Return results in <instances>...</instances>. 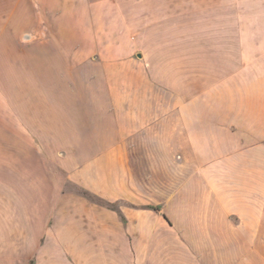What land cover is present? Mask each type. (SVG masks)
Instances as JSON below:
<instances>
[{
	"label": "crops",
	"instance_id": "0c3cea01",
	"mask_svg": "<svg viewBox=\"0 0 264 264\" xmlns=\"http://www.w3.org/2000/svg\"><path fill=\"white\" fill-rule=\"evenodd\" d=\"M118 2L0 0V135L5 131L31 141L52 138L64 152L80 154L92 149L95 138L104 136L87 129L93 120L104 115L107 127L112 128L107 145L94 150L96 155L88 161L78 164L74 160L73 164L74 158L67 156L59 160L69 179L86 186L96 203L74 215H62L59 210L64 223L58 226L57 251L52 248L47 263L264 264V130L260 133L258 117L234 113L227 118L219 113L211 119L206 113H180V104L225 105L228 99L237 104L236 84L221 86V96H188L185 103L180 100L179 88L171 86V97L165 102L169 112L157 113V104L148 103L144 96L140 106L150 105L153 113L132 123L126 113L116 109L114 65L100 59L114 55V43L94 27L114 22ZM221 3L234 8V18L239 17L242 1ZM68 26L71 33H67ZM239 30L230 38L240 45L236 56L243 55ZM143 40H147L146 34ZM62 88L87 96L86 101L77 103L80 106L74 113ZM101 89L106 101L100 105L91 93ZM167 143L172 152L198 154L200 162L187 166L186 180L194 185L196 177L192 175L202 169V183L208 186L202 198L186 195V219L157 227L139 220L141 211L154 210L149 205L133 211L125 204L119 210L109 208L108 202L125 197L124 179L118 187L121 193L115 195V154L137 148L156 151ZM200 199L204 220L192 223ZM135 218L150 234L201 235L178 236L177 240L149 238L132 245L130 225ZM49 229L54 230V225ZM67 233H74L75 240L66 242ZM132 248L139 250L135 256Z\"/></svg>",
	"mask_w": 264,
	"mask_h": 264
},
{
	"label": "rangeland",
	"instance_id": "374dc122",
	"mask_svg": "<svg viewBox=\"0 0 264 264\" xmlns=\"http://www.w3.org/2000/svg\"><path fill=\"white\" fill-rule=\"evenodd\" d=\"M118 1L114 22L94 26L99 35L109 36L114 43V55L100 59L114 65L117 110L137 123L143 115L153 113L150 105L140 106L144 96L148 103L157 104V113L165 114L170 108L165 102L171 97V86L179 88L180 100L185 103L188 96H221V86L236 84L237 104H231L230 99L225 105L180 104V113H206L211 119L219 113L227 118L242 113L246 118L258 117L260 133L264 130V0H240L242 7L237 18L235 9L225 7L223 0ZM240 28L243 55L236 56L240 45L230 38ZM71 32L68 26L67 33ZM144 34L147 40L141 41ZM138 52L144 56L138 57ZM68 80L73 79L68 76ZM62 89L73 113L80 106L77 103L87 99L81 91ZM91 98L100 105L105 103V90L93 91ZM101 116L87 129L104 136L95 138L92 149L80 154L64 152L61 145L51 142L52 138L31 141L6 135L5 131L0 135V264H48L52 248L57 251L58 226L64 223L59 210L62 215H74L76 210L81 212L96 203L86 186L69 179L59 160L67 156L82 164L96 155L94 150L107 145L112 128ZM170 148L167 143L156 151L137 148L115 154V195L121 193L118 187L124 179L125 197L110 201L107 206L119 210L125 204L133 211L157 204L159 211H141L139 219L141 224L157 227L185 220L186 195L202 198L208 186L202 183V169L192 175L196 177L194 185H188L186 180L187 166L200 162L198 154L176 153ZM62 193L65 195L60 199ZM196 203L197 217H191V222L198 224L204 220L202 200ZM139 220L135 218L130 225L132 245L149 238L177 240L178 236L201 235L150 234L140 227ZM50 225H54V230L50 231ZM73 240L74 233H67L66 242ZM138 251L132 248V256Z\"/></svg>",
	"mask_w": 264,
	"mask_h": 264
},
{
	"label": "trees",
	"instance_id": "16d2710c",
	"mask_svg": "<svg viewBox=\"0 0 264 264\" xmlns=\"http://www.w3.org/2000/svg\"><path fill=\"white\" fill-rule=\"evenodd\" d=\"M148 208H152V209H154V210H158L159 209V207L157 206V205H149V206H147ZM163 216L164 217H166L164 214H163Z\"/></svg>",
	"mask_w": 264,
	"mask_h": 264
},
{
	"label": "water",
	"instance_id": "95a60500",
	"mask_svg": "<svg viewBox=\"0 0 264 264\" xmlns=\"http://www.w3.org/2000/svg\"><path fill=\"white\" fill-rule=\"evenodd\" d=\"M138 56H139V54H138Z\"/></svg>",
	"mask_w": 264,
	"mask_h": 264
}]
</instances>
